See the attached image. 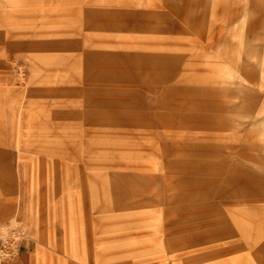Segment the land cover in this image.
<instances>
[{
	"label": "rangeland",
	"instance_id": "374dc122",
	"mask_svg": "<svg viewBox=\"0 0 264 264\" xmlns=\"http://www.w3.org/2000/svg\"><path fill=\"white\" fill-rule=\"evenodd\" d=\"M0 264H264V0H0Z\"/></svg>",
	"mask_w": 264,
	"mask_h": 264
},
{
	"label": "bare ground",
	"instance_id": "6f19581e",
	"mask_svg": "<svg viewBox=\"0 0 264 264\" xmlns=\"http://www.w3.org/2000/svg\"><path fill=\"white\" fill-rule=\"evenodd\" d=\"M11 101H12V99H11ZM13 108V107H12Z\"/></svg>",
	"mask_w": 264,
	"mask_h": 264
}]
</instances>
